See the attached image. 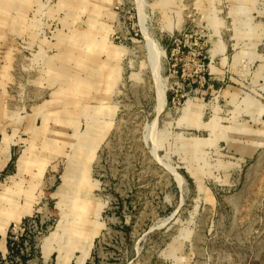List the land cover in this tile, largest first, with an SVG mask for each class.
Here are the masks:
<instances>
[{
    "label": "rangeland",
    "instance_id": "374dc122",
    "mask_svg": "<svg viewBox=\"0 0 264 264\" xmlns=\"http://www.w3.org/2000/svg\"><path fill=\"white\" fill-rule=\"evenodd\" d=\"M0 198V264H264V0H0Z\"/></svg>",
    "mask_w": 264,
    "mask_h": 264
},
{
    "label": "bare ground",
    "instance_id": "6f19581e",
    "mask_svg": "<svg viewBox=\"0 0 264 264\" xmlns=\"http://www.w3.org/2000/svg\"><path fill=\"white\" fill-rule=\"evenodd\" d=\"M154 54H155V53H154ZM152 57H153V56H152ZM153 60H156L155 57H154ZM161 95H162V96H161V97H162V101L165 103V94H164L163 91L161 92ZM0 199H1V198H0ZM0 201H1V200H0ZM0 208H1V202H0Z\"/></svg>",
    "mask_w": 264,
    "mask_h": 264
}]
</instances>
